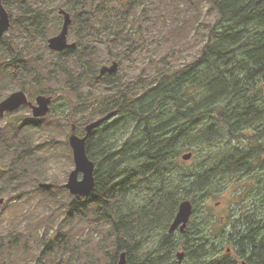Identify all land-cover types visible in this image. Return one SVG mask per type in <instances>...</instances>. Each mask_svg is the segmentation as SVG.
<instances>
[{"label":"trees","instance_id":"obj_1","mask_svg":"<svg viewBox=\"0 0 264 264\" xmlns=\"http://www.w3.org/2000/svg\"><path fill=\"white\" fill-rule=\"evenodd\" d=\"M207 1L217 11L218 19L208 30L207 40L193 61L110 88L102 107L83 118L91 122L117 111L113 120L95 128L87 139V154L96 168L94 190L85 199L71 200L68 207L69 212L79 208L75 218H82L94 209L96 218L110 223L114 241L111 264L118 262L123 251L126 264H264V212L246 211L237 218L241 222L229 236L219 242L210 237L212 233H222L213 230L212 211L206 214V221L199 219L201 204L217 179L248 170L254 158L264 151L260 137L264 136V0ZM3 3L7 9L6 0ZM138 5L139 0L131 3L128 0H65V6L72 11L81 10L73 15L70 30L74 27L79 38L91 36L90 44L84 45L81 51L79 42L73 48L64 49L59 54L60 63L52 68L43 67L40 57L20 60L12 56L10 48L4 51L0 56V101L9 95L11 85L25 89L38 76L39 67L45 77L56 73L61 66L69 73L65 76L66 83L78 90L90 81L97 82L95 75L87 74L88 58L98 48L95 43L100 41L103 31L110 32L111 35L105 36H113L114 41L124 38L123 26ZM29 7L21 1L19 19L21 13L34 31L33 38L40 36L45 42L49 30L46 15L35 14ZM111 12L116 14L109 16ZM9 15L11 19L10 12ZM95 17H99L97 22ZM75 57L82 66L80 73H73L63 65V61L71 64ZM116 76H111V80ZM87 102L84 100L81 104ZM56 104L53 100V109ZM43 121L29 124L15 121L12 133L6 126L0 130L3 156L0 196L11 194L16 199L26 198L31 181L38 189V183L45 180L46 170L30 134L32 126L50 128V121L45 124ZM246 129L255 131L257 144L232 148L213 164L207 158H199L189 170L175 172V160L185 150L194 156L200 143L212 147ZM119 132L125 136L118 138ZM141 187L153 192L149 205L136 211L129 206L126 210L129 192ZM188 198L194 210L185 232L177 237L166 231L157 246L143 250L140 238L148 232L153 234V227L157 225L167 230L180 202ZM46 237L49 242L43 253L55 251L68 242L67 235L59 231ZM178 248L184 253L181 261L176 256ZM234 249L238 255L233 254Z\"/></svg>","mask_w":264,"mask_h":264},{"label":"rangeland","instance_id":"obj_2","mask_svg":"<svg viewBox=\"0 0 264 264\" xmlns=\"http://www.w3.org/2000/svg\"><path fill=\"white\" fill-rule=\"evenodd\" d=\"M17 1L6 0L12 25L4 37L0 38V56L11 49L12 56L16 55L20 60L37 56L42 58L43 67L46 65L52 68L61 61V52L51 50L48 45V39L58 34L63 25L64 17L59 15V9L66 8L72 17L81 13V10L72 11L65 6V0ZM21 1L30 6L33 13L42 12L46 15L49 30L45 42L40 36L33 38L34 31L31 25H27L29 22L22 18L21 13L19 19ZM132 1L128 0L129 3ZM113 14L116 12L109 13V16ZM130 17L123 26L124 38L114 41L113 36H105L111 35L110 32L103 31L100 41L95 43L98 48L88 58L87 74L89 77L95 75L97 82L90 81L78 90L66 83L65 76L69 73L64 72L61 66H58L56 73L45 77L39 67L36 77L40 78L35 77L23 90L34 101L39 94H51L57 102L55 109L52 107L43 118H35L32 109L26 106L0 119V130L6 126L9 133H12V123L15 121L28 124L40 120H45L43 124L50 121V128L32 126L30 134L34 146H38L37 153L46 170V177L42 182L54 184L51 189L46 190L40 188L38 183V189H35L31 181L28 185L31 191L25 195L26 198L16 199L11 194L0 196L6 199L0 205V264H111L114 241L113 235H110V223L96 218L94 209L88 210L82 218H75L79 209L77 207L75 211L69 212L71 200L89 196L71 194L65 187L70 172L75 168L69 142L72 124L76 125L80 136L85 135L89 120L83 121V118L93 109L99 110L102 107L110 88L127 85L139 76L144 78L164 68H178L193 61L201 52L208 30L218 19V13L210 7L207 0H139V5L133 8ZM98 20L99 17H95V21ZM90 37L79 38L73 27L68 38L69 42L83 44L78 46L81 51L84 45L90 44ZM113 60L119 62L117 76L111 80L116 74L107 73L98 79L100 68L110 65ZM69 63L70 61H63L64 67L69 71L82 72L79 59L72 58L71 64ZM262 86L264 87V83ZM20 89L22 88L11 85L8 94ZM84 100L88 104H81ZM75 105L82 108L77 109ZM97 117L99 116L95 118ZM55 124L58 126H54ZM124 136L125 133L121 132L117 135L118 138ZM260 137L264 141V136ZM257 143L253 129L243 130L236 137L228 136L212 147L207 143H200L197 153L191 159L183 158L188 153L187 150L176 158L175 172L189 170L199 158H207L213 164L230 153L232 148H248ZM261 148L264 150V147ZM259 154L248 170L218 178L210 190V195L203 200L199 219L206 221V214L212 211L213 230L222 231L221 234L212 233V240L219 242L226 239L235 225L241 222L237 218L246 211L253 210L255 214L264 212V151ZM8 157L11 158L10 155ZM2 160L0 150V164ZM152 193L145 187L129 192L126 210L129 206H132V211H136L149 205ZM170 224L167 230L162 225H157L153 227V234L148 232L142 236L140 239L143 250H151L157 246L161 234L168 232ZM56 231L66 234L68 242L55 251L43 253L49 242L46 236L56 234ZM175 234L180 236L179 231ZM181 250L178 248L176 252ZM233 254L239 253L234 249Z\"/></svg>","mask_w":264,"mask_h":264},{"label":"water","instance_id":"obj_3","mask_svg":"<svg viewBox=\"0 0 264 264\" xmlns=\"http://www.w3.org/2000/svg\"><path fill=\"white\" fill-rule=\"evenodd\" d=\"M59 14L63 15L64 21L61 31L48 39V45L51 50L61 52L66 48H73L76 46V42H69L68 35L70 25L72 23L71 14L64 8L59 9ZM11 19L8 10L6 9L3 0H0V37L10 28ZM119 71V62L113 60L110 65H103L100 68V73L97 76L98 79L105 74H116ZM53 102V96L39 94L36 97V102L30 100L27 92L23 89L11 92L6 98L0 101V119L5 116L7 112H13L19 109L21 106H30L34 117H44L51 110V104ZM117 114V111H111L106 115L99 117L86 125V134L80 136L77 133L76 125L72 124L71 133L69 136V142L73 150V157L75 168L70 172L65 187L74 195H89L95 187V163L89 158L86 149L87 139L90 133L97 127L101 126L105 121L111 119ZM192 157V153L183 155L185 160H189ZM51 182H39V187L43 189H51L53 187ZM4 197H0V205L5 202ZM194 205L191 200H183L178 207V211L169 226V233L180 231L184 233L193 214ZM178 258L181 261L184 253L179 252ZM117 264H126L125 251L120 254ZM244 264H247L244 262Z\"/></svg>","mask_w":264,"mask_h":264},{"label":"flooded vegetation","instance_id":"obj_4","mask_svg":"<svg viewBox=\"0 0 264 264\" xmlns=\"http://www.w3.org/2000/svg\"><path fill=\"white\" fill-rule=\"evenodd\" d=\"M25 91H26V90H25ZM26 92H27V91H26ZM27 94H28V92H27ZM28 96H29V94H28ZM36 97H37V96H36ZM36 97H35V101H34V100H31V99H30V100L33 101V102L35 103V102H36ZM29 98H30V96H29ZM22 107H26V106L23 105V106H21L19 109H21ZM27 107H30V106L27 105ZM30 108H31V107H30ZM19 109H18V110H19ZM31 109H32V108H31ZM18 110H16V111H18ZM7 113H11V112H7ZM7 113L5 114V116L7 115ZM5 116H4V117H5ZM40 118H43V117H40Z\"/></svg>","mask_w":264,"mask_h":264},{"label":"bare ground","instance_id":"obj_5","mask_svg":"<svg viewBox=\"0 0 264 264\" xmlns=\"http://www.w3.org/2000/svg\"><path fill=\"white\" fill-rule=\"evenodd\" d=\"M33 144V143H32ZM38 147V146H37ZM72 159V158H71ZM251 167V166H250ZM96 169V168H95ZM241 169H243V168H241ZM239 170V169H238ZM216 178V177H215ZM47 180V179H46ZM95 186H96V184H95ZM94 190V189H93ZM92 193V192H91ZM90 195V194H89ZM84 196H86V195H84ZM84 198V197H83ZM127 257V256H126Z\"/></svg>","mask_w":264,"mask_h":264}]
</instances>
